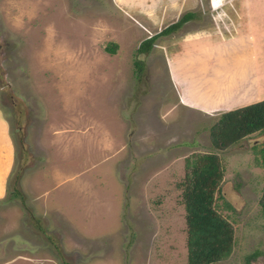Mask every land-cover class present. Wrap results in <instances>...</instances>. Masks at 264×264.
Instances as JSON below:
<instances>
[{
  "label": "rangeland",
  "instance_id": "obj_1",
  "mask_svg": "<svg viewBox=\"0 0 264 264\" xmlns=\"http://www.w3.org/2000/svg\"><path fill=\"white\" fill-rule=\"evenodd\" d=\"M192 12L137 54L148 33L112 0H0V111L14 149L8 183L21 195L0 198V264H59L46 235L70 264L110 259L119 246L123 264H186L177 183L184 157L197 152L218 155L217 210L233 231L229 255L211 264H264V168L255 158L264 121L176 105L167 79L163 42L211 24L209 0ZM101 200L107 214L116 207L117 247L76 231L88 216L100 227Z\"/></svg>",
  "mask_w": 264,
  "mask_h": 264
},
{
  "label": "crops",
  "instance_id": "obj_2",
  "mask_svg": "<svg viewBox=\"0 0 264 264\" xmlns=\"http://www.w3.org/2000/svg\"><path fill=\"white\" fill-rule=\"evenodd\" d=\"M112 2L129 17H135L141 32L148 33L146 37L165 22L197 6V0ZM209 5L211 24L162 44L167 79L175 89V104L198 113L240 111L237 120L243 124L264 121V0H209ZM13 159L7 121L0 111V198L5 194V177ZM100 202L102 211L96 209L94 215L102 221L100 227L97 228L94 218L89 222L88 216L86 222L77 223L76 231L84 239L113 237L117 247L119 233L116 237L113 233L120 227L113 215L116 207L107 214V204L104 200ZM78 203L79 208L88 209L90 196L82 193ZM123 252L119 246L110 259L99 257L77 264H123Z\"/></svg>",
  "mask_w": 264,
  "mask_h": 264
},
{
  "label": "trees",
  "instance_id": "obj_3",
  "mask_svg": "<svg viewBox=\"0 0 264 264\" xmlns=\"http://www.w3.org/2000/svg\"><path fill=\"white\" fill-rule=\"evenodd\" d=\"M193 17L192 11L182 13L177 20L141 40L135 49L136 53H148L157 38L177 31ZM115 49L114 42L104 47L109 53H114ZM135 64L139 69L141 64L137 61ZM255 158L258 166L264 168V143L256 148ZM222 174L221 163L215 152H197L184 157L183 175L177 187L184 211L186 264H211L225 258L231 251L232 227L218 212L216 203V200L224 202L219 190ZM9 176L5 180V202L21 196L18 189L9 186ZM223 205L228 207L227 204ZM260 212L264 216V198L260 201ZM36 220L33 219L32 223L38 227ZM45 239L50 245L48 248L53 249V253L59 257V264H70L51 236L46 235Z\"/></svg>",
  "mask_w": 264,
  "mask_h": 264
}]
</instances>
